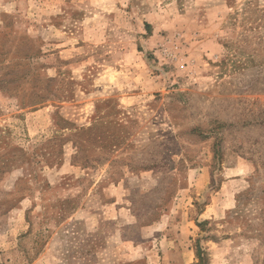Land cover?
Segmentation results:
<instances>
[{"label":"rangeland","instance_id":"374dc122","mask_svg":"<svg viewBox=\"0 0 264 264\" xmlns=\"http://www.w3.org/2000/svg\"><path fill=\"white\" fill-rule=\"evenodd\" d=\"M197 249L264 264V0H0V264Z\"/></svg>","mask_w":264,"mask_h":264},{"label":"trees","instance_id":"16d2710c","mask_svg":"<svg viewBox=\"0 0 264 264\" xmlns=\"http://www.w3.org/2000/svg\"><path fill=\"white\" fill-rule=\"evenodd\" d=\"M200 227H201V224H200ZM197 257H198V260H199V262L197 264H208V262L206 261V258L202 257V253L198 249H197Z\"/></svg>","mask_w":264,"mask_h":264}]
</instances>
